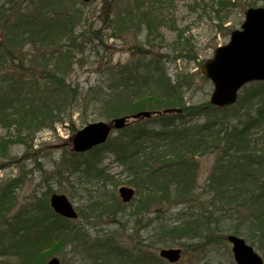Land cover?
<instances>
[{
    "label": "trees",
    "instance_id": "1",
    "mask_svg": "<svg viewBox=\"0 0 264 264\" xmlns=\"http://www.w3.org/2000/svg\"><path fill=\"white\" fill-rule=\"evenodd\" d=\"M260 1L264 0H240L239 9ZM109 2L118 30L133 27L145 31L148 45L154 39L163 41L161 10L168 3ZM71 5L72 0H0V125L7 130V135L0 137V156L7 154L12 143L31 148L35 132L62 121L68 106L77 99V89L66 81L78 47L73 31L78 15ZM216 16L222 28V17L218 12ZM106 69L110 73L107 84L92 89L97 98H85L88 103L98 102L106 117L170 107H179L181 112L137 120L105 145L63 160L76 165L75 172L88 179L108 181V174L98 164L104 150L113 153L130 174L126 183L137 189V211H157L151 222L155 245L164 243L165 238L196 235L209 243L218 237L222 240L220 233L228 230L246 237L264 254V81L244 85L235 104L217 107L209 101L187 104L183 91L191 83L179 74L172 81L154 55ZM208 156L213 159L200 183V158ZM6 190L1 189L0 199ZM117 199L102 203V211L116 216L126 205ZM169 217L175 224L164 222ZM9 223L7 231L0 232L7 238L2 245L20 238L23 234L15 238L18 231L36 232L43 250L38 256L35 245L25 244L24 256L17 264H39L49 254L46 249L53 250V245L62 246L86 233L83 227L72 228L47 202L41 224ZM114 241L115 235L110 234L108 243L100 244V256L95 253L94 263L143 260V254L132 258L133 250L126 246H112Z\"/></svg>",
    "mask_w": 264,
    "mask_h": 264
},
{
    "label": "rangeland",
    "instance_id": "2",
    "mask_svg": "<svg viewBox=\"0 0 264 264\" xmlns=\"http://www.w3.org/2000/svg\"><path fill=\"white\" fill-rule=\"evenodd\" d=\"M219 1L167 0L168 5L162 8L164 16L166 14L165 24L160 27L163 41L157 42L154 39L148 45L145 33H138L139 29L128 27V30H118L114 21L115 12H111L109 0H91L85 3L82 0H72L71 10L78 15L73 30L78 47L74 51L73 63L66 75V81L80 92V97L73 109L62 115V121H58L53 128H41L35 132L31 148L20 142L12 143L7 149V154L0 156V191L3 188L7 189V192L2 193L6 192L4 196L8 203L13 201L11 207L14 204L23 206L30 199L43 196L42 192L46 188L65 189L61 191L69 196H75H70V200L78 208L83 205L84 213L89 212L90 208L93 209L89 223L92 233L113 232L120 244L127 247L141 245L148 254H153L152 244L150 245L152 233H147V230H151L153 226H146L142 230L140 223L137 222L143 213L136 214L133 207V212L130 214L131 207H127L125 213H118L116 216L103 214L99 217V214L103 213L104 206L96 205V202L109 199V192L113 191L114 186L106 183L108 192L100 186V183L88 184L79 182L74 175L68 177V172H72V169L67 164H65L66 168H62L60 162L62 157H69V153L65 154L58 146L68 141L69 137L83 125L92 121L109 120L98 108V103H86V100H82L87 91L91 94L88 95V99L97 98L95 91L90 88L107 84L110 75L106 70L108 65H122L137 57L148 58L154 55L172 81H175L179 74L186 82L191 83V86L185 87L184 91L188 104L207 101L212 86L201 79L199 73L201 64L213 55L217 45L228 41L230 31L239 28L244 19L243 12L239 9L240 0H222V3ZM262 3L264 1L259 2ZM217 12L224 22L222 28L218 25ZM227 27L231 29L228 30ZM179 34L181 37L178 36ZM140 49L147 52H140ZM6 135L7 130L0 125V137ZM31 150L34 152L31 153ZM101 159L102 166L118 183H124L125 179H128L126 172L111 153L105 151ZM212 159V156L200 158V183L204 181ZM57 170H62L65 175L60 182L56 176ZM23 172L26 176L16 187L8 190L7 181ZM71 181L74 183V188L71 186ZM114 190L117 192V187ZM156 212H149L148 215L154 217ZM10 214L9 211L6 213V215ZM4 227L5 224H0V229ZM174 241L171 246L183 249L179 264H205L206 261L210 264H232V258L227 251L230 250L228 244L225 245V251L223 248L216 251L217 246L212 249L208 244L205 245L204 241L198 254V242L193 243L198 240L185 242L186 240L175 239ZM207 247L208 251L205 253L203 249ZM64 249L66 253L61 257L63 263L91 264L88 255L66 247ZM20 250L23 256L22 249ZM51 250L52 248L48 249ZM15 261L16 257L0 255V264H15ZM17 261L21 262L20 259Z\"/></svg>",
    "mask_w": 264,
    "mask_h": 264
},
{
    "label": "water",
    "instance_id": "3",
    "mask_svg": "<svg viewBox=\"0 0 264 264\" xmlns=\"http://www.w3.org/2000/svg\"><path fill=\"white\" fill-rule=\"evenodd\" d=\"M88 1V0H85ZM245 19L241 29H234L229 41L216 47L212 58L202 65L203 74L213 83L210 101L218 106L233 103L237 91L246 82L264 80V7H249L245 10ZM169 109L168 111H173ZM150 112L140 111L134 117L149 116ZM127 117L113 119L110 123L98 121L82 127L72 137V147L76 151H84L103 143L110 130L122 128ZM123 201L132 197L134 190L127 186L119 188ZM51 204L62 215L75 217L76 212L62 194H53ZM233 241L234 258L238 264H259L261 258L246 245L242 239L229 237ZM179 249L161 250L160 254L170 261L179 257ZM46 264H58L52 258Z\"/></svg>",
    "mask_w": 264,
    "mask_h": 264
}]
</instances>
